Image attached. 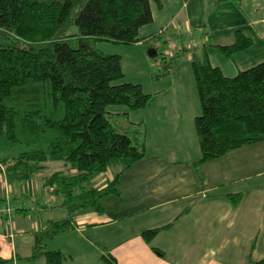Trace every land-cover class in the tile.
<instances>
[{"label":"trees","instance_id":"1","mask_svg":"<svg viewBox=\"0 0 264 264\" xmlns=\"http://www.w3.org/2000/svg\"><path fill=\"white\" fill-rule=\"evenodd\" d=\"M207 1L208 12L219 4L242 3ZM154 5L162 10L163 0H0V164L6 168L0 165V178L4 174L8 185L25 184L51 164L63 163L43 180L69 216L89 209L103 215V199L120 197L121 176L147 155L146 129L130 121L134 130H126L112 120L145 109L153 96L126 80L121 56L106 54L98 45L155 48L152 78L171 76L188 49L166 56L154 46L164 31L141 37V29L154 22ZM207 46L203 41L191 61L201 104L195 120L201 155L192 164L195 169L264 143V62L227 77L211 63ZM252 46L238 31L233 44L216 48L233 58ZM109 171L112 177L104 185L92 186L93 176ZM227 198L238 205L242 195ZM170 226L145 230L142 238L151 244ZM71 228V218L50 221L35 233L27 260L65 264L63 252L48 245ZM103 259L117 264L114 257ZM13 260L18 262L17 255ZM5 262L0 246V264ZM249 264H264V259Z\"/></svg>","mask_w":264,"mask_h":264},{"label":"crops","instance_id":"2","mask_svg":"<svg viewBox=\"0 0 264 264\" xmlns=\"http://www.w3.org/2000/svg\"><path fill=\"white\" fill-rule=\"evenodd\" d=\"M163 3L162 10L153 6L154 22L142 28L140 35L150 37L164 31L160 48L169 46L173 56L186 47L190 58L171 76L158 81L152 78V61L144 55L151 49L145 44L134 46L141 52L139 59L149 67L140 84L153 96L145 109L129 116L133 124L146 129V157L121 176L119 198L103 199V215L92 209L64 215L61 199L46 188L43 177L8 185L16 205L36 210L19 212L13 221L15 237L0 239L7 251L3 257H9L8 242L12 244V264H19L13 260L16 238L26 252V264H46L44 260H27L35 233L45 230L50 221L67 218L72 219L73 228L48 245L51 251L63 252L65 264H107L103 256L114 257L117 264H249L264 259V143L193 167L201 155L195 126L201 104L191 67L192 52L201 48L203 41L211 63L227 77L264 62V0H242L240 6L223 3L211 12L207 0ZM238 31L250 38L253 46L227 58L216 47L233 44ZM102 175L92 177L93 187L106 183L108 178L101 179ZM94 180L98 184L94 185ZM5 188L1 176L0 197ZM236 194L242 199L233 205L227 197ZM168 225L151 244L143 240L145 230Z\"/></svg>","mask_w":264,"mask_h":264},{"label":"rangeland","instance_id":"3","mask_svg":"<svg viewBox=\"0 0 264 264\" xmlns=\"http://www.w3.org/2000/svg\"><path fill=\"white\" fill-rule=\"evenodd\" d=\"M155 7V5H154ZM168 40V39H167ZM161 42L158 41V42H155L154 45L159 48L160 50L159 51H163V53L168 56L171 52V48L169 46H163V49L160 48V45ZM98 47L106 54H115V55H119L122 57V66H123V70H124V73L126 75V80L127 81H132V82H143L147 75H148V72H149V67L148 65L144 64L140 59H139V55L141 52H139L137 49H135L134 46H115V45H112L110 43H100L98 45ZM121 49H126L125 51H121V52H118L119 50ZM133 51V52H132ZM191 51V50H190ZM149 51H147V53L145 52L144 55H147V58H149L153 65L155 66L156 62L154 61V57H150L149 56ZM171 56V55H169ZM190 58V55H189V51H187L181 58V61H180V64L181 63H184L187 61V59ZM113 109V108H112ZM121 112V109H117ZM112 122L119 128H125L126 130H129L130 128L133 129V126L130 125V119L129 118H125V117H119L117 119H113ZM134 130V129H133ZM141 131V130H140ZM143 132V131H142ZM3 169H6L5 168V165H3L1 163ZM63 167V163H53L51 164V167L46 171L44 172L42 175L44 176H37L35 177V181H39L40 180V177H45V176H49L51 175L55 170H59V168H62ZM114 171V169L112 170ZM112 171H109L107 172L106 174L102 175L103 178L101 179H110L112 177ZM75 172V171H73ZM1 179V178H0ZM108 179L106 180V182L108 181ZM33 180V179H32ZM98 184V183H96ZM95 184V180H94V185ZM101 187V186H100ZM67 213L64 212V215H66ZM56 216H59L58 214H56ZM60 217H62V215H60ZM27 239V238H26ZM4 243L1 241L0 243V246H1V256H7V251L2 249V245ZM9 244V247L7 248L8 249V252H9V257H3V259L5 260H8L5 264H12V244L10 242H8ZM26 246H27V243H26ZM14 250H15V253L17 255H19V264H26V260H24V254L26 253L25 251L22 250V248L20 249L19 247V239L16 238L15 239V244H14ZM23 256V257H22ZM8 258V259H6Z\"/></svg>","mask_w":264,"mask_h":264},{"label":"built area","instance_id":"4","mask_svg":"<svg viewBox=\"0 0 264 264\" xmlns=\"http://www.w3.org/2000/svg\"><path fill=\"white\" fill-rule=\"evenodd\" d=\"M2 176L4 177L6 188L3 194L4 202L0 204V239L3 238L12 240L15 237L13 221L17 215V211L23 209V211L28 210L30 212H35L36 210H34V208H28L26 205H20L17 208L14 207L12 202V193L10 189H8L7 180L4 174Z\"/></svg>","mask_w":264,"mask_h":264},{"label":"water","instance_id":"5","mask_svg":"<svg viewBox=\"0 0 264 264\" xmlns=\"http://www.w3.org/2000/svg\"><path fill=\"white\" fill-rule=\"evenodd\" d=\"M149 56L150 57H156L157 56V52H156V50L155 49H151V50H149Z\"/></svg>","mask_w":264,"mask_h":264}]
</instances>
